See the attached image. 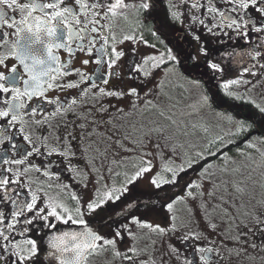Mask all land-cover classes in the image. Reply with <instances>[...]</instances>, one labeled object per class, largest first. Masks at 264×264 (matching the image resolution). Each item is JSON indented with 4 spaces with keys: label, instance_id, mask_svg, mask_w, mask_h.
<instances>
[{
    "label": "flooded vegetation",
    "instance_id": "1",
    "mask_svg": "<svg viewBox=\"0 0 264 264\" xmlns=\"http://www.w3.org/2000/svg\"><path fill=\"white\" fill-rule=\"evenodd\" d=\"M47 2L48 0H37L41 6ZM128 2L138 5V0ZM175 2L176 0H149L151 11L148 13L131 10L124 15V19L114 23L107 20L98 21L97 31L105 36L107 44L111 47L105 45L99 35L92 36L96 47L80 41L93 53L92 56L86 55L83 50L73 51L69 46L67 30L63 25H57L49 19L54 14L53 10L38 8L28 16L27 9L21 12L19 9L13 11L0 6V12L5 15V19L0 20V45H3L0 47V59H4L8 68L17 67V75L21 77L18 87L23 89V80H30V77L25 75L24 66L20 65V61L12 59L19 55V43L23 42L22 47L28 57H35L41 62L48 61L47 48L51 47L50 55L55 59L56 65L67 64V70L76 73L55 81L56 90L47 91L43 97L44 101L58 102L62 108L73 99L79 100L82 89L91 90L92 96L84 97V102L90 105L105 99L101 96L100 89L129 97L127 93L133 89L137 93L152 90L158 83L161 90L165 82H173V78L175 84L177 81L188 85L198 84L205 91L209 87L215 91L211 100L212 108L218 112L224 111L227 118L241 123L242 132L238 138H245L241 145L254 137L262 139L264 131L256 126L251 130L247 123L263 122L264 118V67L261 66L264 65V35L255 32V21L248 36L226 27L223 17L216 13L224 12L228 15L231 6L220 3V0H203L202 6L197 5L198 10L188 6L175 7ZM22 3L31 5V0H22ZM210 3L215 9L212 13L208 12ZM67 6L75 7L72 3ZM173 14L179 15V20L174 19ZM255 15L252 12L249 20ZM24 18H27L28 27L34 32L40 29V43H35L37 37L29 35L18 25L11 29L7 27L11 19ZM88 23L91 25V20H88ZM101 23L114 27V31L105 33L99 27ZM214 24L219 27L210 31ZM69 27L73 25L70 24ZM48 28H58L57 36L50 37L46 31ZM154 31L156 35H153ZM124 37H135V42L129 39L121 43ZM29 43L32 45L30 48ZM57 44L60 45L59 48L56 47ZM113 47L122 54V59L116 60L110 55ZM98 49H103V53ZM202 52H207V56L202 55ZM169 53L175 57V63L164 62V57ZM102 56L104 62L97 65L95 60L101 59ZM149 57H156L162 66L156 67L155 70L147 67L146 79L143 75L138 79H129L131 65H139ZM25 63L27 68L40 78L41 83L48 79L41 76L44 68L40 64H33L31 59ZM107 63H115V67L108 68ZM209 64L220 67L222 71L213 72L208 67ZM59 70L65 71L62 67ZM0 72L12 75L8 69H0ZM79 73L84 76L81 77ZM109 73L116 75L110 76ZM102 78L108 82L103 83ZM84 79H87L88 83H83ZM30 82L35 83L31 80ZM48 83L53 84L51 80H48ZM73 83H80V87L69 89L61 86ZM225 85L231 87L226 89ZM255 89L263 96L261 102L246 97L248 91ZM234 90L238 95L234 94ZM221 94L226 96L224 102L227 107L224 109L220 108L221 104L215 106ZM24 102L34 111L42 108L45 115L53 112L57 106H49L36 98H24ZM73 117L71 112L65 116L57 115L51 121H45L43 126L35 122L42 117L25 116L14 127L10 126L8 121H0V127L8 129L6 133L0 134L6 137L4 143L0 144V161H3L0 163V180L9 181L7 186L0 183V188L4 189L0 193V214L6 220V227L11 229L8 233L9 239L0 243V251L3 253L0 264H20L24 256L30 255L26 243L28 240L35 243L37 255L31 260H24L23 264H226L227 251L219 245L220 243L183 228L179 220L180 215H176L173 206L169 204L177 192L174 195L161 194L160 190L142 192L137 189L138 179L133 172L136 169L131 164L128 167L132 168V174H122L124 166L114 159H107L97 147L90 145L92 142L77 146L75 141L79 138L62 131L65 120H72ZM25 137L29 138L30 144L35 145L36 149L24 144ZM12 142L24 146L34 154L28 156L24 164L17 165L16 161L23 157L13 155L10 148ZM228 146L232 148L234 144ZM253 148L257 151L263 150L260 147ZM235 151L243 153L242 148H236ZM57 152L62 154L57 155ZM7 160L12 163L8 164ZM12 181L17 183H11ZM154 181L155 186L161 188V178L157 177ZM109 194L113 200L117 196L120 199L115 203L105 201L104 197ZM160 196L167 197V200L159 202ZM33 198L36 200L35 211L29 213L27 207L32 205ZM93 202L104 204V207L89 215L87 206ZM21 207H24L23 213L20 212ZM51 211H55L62 219L72 215L75 222L60 223L50 215ZM37 213L41 217H47V221L38 219ZM28 220L33 223L28 224ZM132 220L137 223L133 224ZM141 224H147L160 231L153 232L148 228H141ZM89 232L99 235L105 241L115 239L117 232L121 233V238L114 249L98 248L95 253L88 251L83 255L69 251L75 248L78 242H84ZM71 237L77 239L73 240ZM13 243L17 247L10 252ZM17 251L20 252V257L15 255ZM114 253H119V256Z\"/></svg>",
    "mask_w": 264,
    "mask_h": 264
},
{
    "label": "rangeland",
    "instance_id": "2",
    "mask_svg": "<svg viewBox=\"0 0 264 264\" xmlns=\"http://www.w3.org/2000/svg\"><path fill=\"white\" fill-rule=\"evenodd\" d=\"M174 79L161 90L154 80L156 88L139 91L137 97H105L81 107L62 131L78 137L77 146L92 142L107 159L124 166L122 174H132L131 164L139 177L138 190L177 192L169 204L180 215L183 228L220 243L227 251L226 264H264V232L260 231L264 226V144L254 137L241 145L245 139L238 138L241 123L213 109L208 90L198 84H175ZM259 93L258 89L248 91L246 97L261 102ZM231 143L234 150L241 145L243 153L234 151L218 162L215 159V164L206 160L217 158ZM145 168L150 170L144 172ZM157 177L161 188L153 183ZM193 184L199 187L191 188ZM160 197L159 202L167 200Z\"/></svg>",
    "mask_w": 264,
    "mask_h": 264
},
{
    "label": "snow or ice",
    "instance_id": "3",
    "mask_svg": "<svg viewBox=\"0 0 264 264\" xmlns=\"http://www.w3.org/2000/svg\"><path fill=\"white\" fill-rule=\"evenodd\" d=\"M68 3L74 4V8H69L67 5ZM220 3L226 4L231 6L229 8V13H235L236 15H226L224 12H217L216 14L223 17L224 24L226 27L232 28L234 31L238 33H242L244 36H248L249 32L252 30L253 27V21H255V32L257 34L264 35V0H220ZM197 5H203V0H176L175 7H181V6H188L193 9H197ZM0 6H3L7 9H11L13 11L19 9V11L23 12L26 9L28 10V16H31L32 11L43 8H48L53 10L54 14L49 17L50 20H53L57 23V25H63V28L67 30L68 38L70 41L69 46L73 48V51L75 50H83L86 55L92 56L93 53L91 51H88L83 43H80V41H85L87 44L91 45L92 47H96L94 41L92 40L93 35H99V39L108 47H111V45L107 44V40L105 39L104 35H100L97 31V23L98 21H109V22H116L118 20L124 19V15L131 10H136L141 13H148L151 11V7L149 4V0H138V5H133L128 2V0H48L47 3L44 5H39L37 3V0H31V5L28 3H22V0H0ZM63 6V7H62ZM78 10V11H77ZM198 10V9H197ZM215 9L212 7V4L210 3L208 6V12L212 13ZM254 12L256 15L253 17L252 20H249V15ZM174 19L179 20V15L173 14ZM83 18V19H81ZM98 18V19H97ZM150 18V17H149ZM5 19L4 13L0 12V20ZM35 19V18H33ZM88 20H91V25L88 23ZM29 21L27 18H24L23 20H16L11 19L7 27L13 28L14 25H18L21 28L24 29L26 33L32 36H36L37 39L35 40V43H40V40L38 38V33L40 29H37V31H33L31 27H28ZM38 23H42V21H38ZM73 25V27H69V25ZM99 27L105 32H112L114 31V27H109L107 23H101ZM219 27L218 24H214L209 30L212 31V29ZM247 29V31H245ZM47 34L50 37H56L58 28H48L46 29ZM153 35H156V32H153ZM131 39L133 42H135V37H124L123 40L120 42H124L125 40ZM140 43H143V41H140ZM259 43V41H258ZM0 47H3V45H0ZM28 47H32V45L29 43ZM57 48L60 47V45H56ZM145 47H153V45H145ZM101 53H103V49H98ZM47 52L49 53V59L47 62H41L35 59V57H28L24 50L20 51V54L18 56L12 57L13 60H19L20 65L24 66L25 75H28L30 77L31 81H35V83H31L30 80H23V84L25 87L21 89L18 87V83L21 81V77L17 75V67H11L8 68V65L4 62V59H0V69H8V71L12 74L11 76L5 75L3 72H0V121H8L10 126H15L21 122L25 118V116L30 117H42L39 121H35L39 125L43 126L45 121H51L54 119L57 115L59 116H65L67 113L71 112L75 114L76 109L79 107H88L89 105L84 102V97L92 96V92L90 89H82V95L79 100L73 99L70 102H68L65 106L60 107L59 103L56 101H44L43 97L45 93L49 90H56L54 86V82L60 79L61 77L71 76L75 75L76 73L71 72L68 69V65H56V61L54 58L51 57L52 48L48 47ZM110 55L114 56L116 60L122 59V54L117 52L115 48H112V51ZM135 55V53L133 54ZM202 55L207 56V52H202ZM28 59H31L33 64H40L42 68H44V71L41 73V76L47 77L48 79L45 80L44 83L40 82V78L35 76L31 69L27 68L26 61ZM104 62V58L102 56L101 59L95 60V63L97 65H100ZM164 62H171L175 63V57L169 53L164 57ZM85 65H87V61H85ZM108 68H114L115 63H107L106 65ZM162 66L160 61L156 57H149L148 59L144 60L141 64L137 65L133 63L130 68L129 72V79H138L140 75H143L144 78L147 77V73L145 72V69L147 67H151L153 70H155L156 67ZM264 67V65H261ZM65 69V71L61 72L60 68ZM208 67L215 73H219L222 71V69L214 64H209ZM49 73H55V75H49ZM254 74V73H253ZM81 77L84 76L83 73H79ZM110 76L116 75L115 73H109ZM48 80H51L53 84H49ZM83 83H88L87 79H84L82 81ZM103 83H107V79L102 78ZM238 83V82H235ZM62 87H66L69 89L73 88H79L80 83H73V84H65L61 85ZM226 89L231 87V85H225ZM100 94L103 97H114L117 99H123L124 97L117 94L116 92H105L103 89H100ZM129 97H137L139 94L135 91V89L129 91L127 93ZM24 98H27L28 100H31L33 98L41 100L42 103H47L49 106L57 105L53 112L49 113L48 115L44 114V110L42 108H38L35 111L32 110V108L28 107V105L24 102ZM92 107L100 108L99 105H91ZM102 111H107L106 108L102 109ZM122 111V110H121ZM81 118L84 120H89V117L84 114H80ZM70 123V121L65 120V126ZM111 123V121H109ZM86 125H81V128L83 129ZM8 131L7 128L0 127V134L6 133ZM156 131H159L158 129ZM163 135V133H160ZM23 135V133H21ZM6 137H2L0 135V144L4 143V140ZM67 139V137H65ZM24 144L28 145L32 149H36V146L33 144H30L29 138H24ZM251 147V145H249ZM10 148L13 150L14 156H22L23 158L16 161L17 165L24 164L25 159L33 155V152L28 151L24 146L18 145L15 142H12L10 144ZM51 154V153H50ZM57 155H60L62 153L57 152ZM3 161H0L2 163ZM8 164H11V160L6 161ZM150 169L145 168L144 172L149 171ZM36 171H40L39 169H36ZM143 175V172H141V176ZM139 179V177H137ZM176 179H173L171 183H176ZM0 183L7 186L9 184V181L7 180H0ZM11 183H17V181H12ZM156 183L155 181L153 182ZM225 184H227V181H225ZM191 188H198L199 186L196 184H193L190 186ZM3 188H0V193L3 192ZM239 191V189H237ZM105 201H111L115 203L120 199L119 196L113 200V197L111 194L104 197ZM35 204L36 200L33 198L32 205L27 207V212L33 213L35 211ZM104 207V204H98V202H93L92 204L87 206V214H93L96 213L99 208ZM171 210V208L169 209ZM20 212H24V207L20 208ZM19 215V214H18ZM50 215L55 217L60 223L63 224H69L74 221V217L72 215H68L66 218H61L57 215L55 211H51ZM37 217L44 219L47 221V217H41L39 213H37ZM133 224H136V220L131 221ZM28 224L33 223L32 220L27 221ZM0 225H4L5 227H0V243L3 241H6L9 239L8 233L11 231V229H8L6 227V220L3 218L2 214H0ZM49 227H52V225H48ZM83 227V225H80ZM12 227H15V224L12 225ZM141 228H148L150 231L153 232H159V229L151 228L147 224H141ZM260 231L264 232V226L260 227ZM87 239L84 242H78L75 246V248L69 249V251H73L78 253V255H83L84 253L88 251H92L93 253L96 252L98 248H106V249H114L116 247L117 241L121 238V233L117 232L115 234V239L105 241L103 238H101L99 235H94L91 232L86 234ZM71 239L76 240V237H71ZM195 239V237H193ZM27 245L29 246L30 255H26L23 257V259L20 261V264H23L24 260H31L32 257L37 255L36 252V245L33 243V241L28 240ZM17 245L13 243L11 245V248L9 251L11 252L12 249H15ZM58 250V249H57ZM264 251V249H261ZM212 251V250H209ZM119 256V253H114ZM3 253L0 251V257H2ZM17 257H20V252L17 251L15 253Z\"/></svg>",
    "mask_w": 264,
    "mask_h": 264
},
{
    "label": "trees",
    "instance_id": "4",
    "mask_svg": "<svg viewBox=\"0 0 264 264\" xmlns=\"http://www.w3.org/2000/svg\"><path fill=\"white\" fill-rule=\"evenodd\" d=\"M208 94H209V96H210V100H212L214 97H212V95H214L215 96V91L213 90V89H211V88H209L208 87ZM212 91H213V93H212ZM221 92H223L224 94H225V92L223 91V90H221ZM223 99V100H222ZM226 99V96H224V95H220L219 96V98H218V102H219V104H221L222 105V109H224L225 107H227V103H225L224 102V100ZM223 102H222V101ZM209 101V100H208ZM209 104H210V106H211V102L209 101ZM263 122H260V121H258V122H255V123H252V122H248L247 124L251 127V130H253V129H255L254 128V126H256L259 130H263L264 131V118H263V120H262ZM259 143H263L264 144V136H263V138L261 139V140H259ZM236 148H241V147H236ZM235 150L233 149V148H231L230 150H228V149H224L222 152H220L218 155H216L217 156V158L216 157H211V158H206V160H210L211 161V163L212 164H215L214 163V160L216 159V161L218 162L220 159H221V157H223V156H230V155H232V153L234 152ZM205 160V159H204ZM201 161H203V159L201 160ZM202 164V163H201ZM204 164V163H203ZM204 169V167L202 168V170ZM260 190H262L263 191V186H260Z\"/></svg>",
    "mask_w": 264,
    "mask_h": 264
},
{
    "label": "water",
    "instance_id": "5",
    "mask_svg": "<svg viewBox=\"0 0 264 264\" xmlns=\"http://www.w3.org/2000/svg\"><path fill=\"white\" fill-rule=\"evenodd\" d=\"M23 42H20L19 45H18V52L20 54V51L23 50Z\"/></svg>",
    "mask_w": 264,
    "mask_h": 264
}]
</instances>
